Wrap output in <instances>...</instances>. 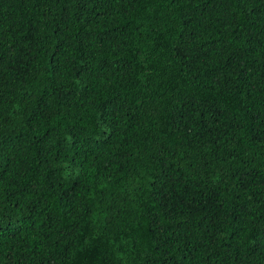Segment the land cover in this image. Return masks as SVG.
Segmentation results:
<instances>
[{
	"label": "trees",
	"instance_id": "trees-1",
	"mask_svg": "<svg viewBox=\"0 0 264 264\" xmlns=\"http://www.w3.org/2000/svg\"><path fill=\"white\" fill-rule=\"evenodd\" d=\"M0 264H264V0H0Z\"/></svg>",
	"mask_w": 264,
	"mask_h": 264
}]
</instances>
